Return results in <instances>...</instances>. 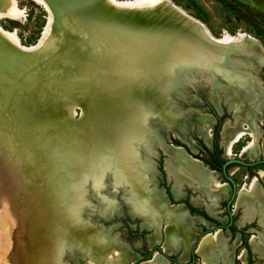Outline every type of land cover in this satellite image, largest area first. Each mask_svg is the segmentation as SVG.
Segmentation results:
<instances>
[{"label": "water", "instance_id": "obj_1", "mask_svg": "<svg viewBox=\"0 0 264 264\" xmlns=\"http://www.w3.org/2000/svg\"><path fill=\"white\" fill-rule=\"evenodd\" d=\"M40 1L51 17L41 43L22 48L0 33V140L6 146L0 159L39 211V237L61 243L59 256L53 248L44 256L59 264L90 239L100 244L101 230L75 216L85 186L90 194L100 191L104 176L114 189L133 193V164L140 180L151 171L145 151L161 136L148 118L168 129L164 111L172 123L181 120L179 102L198 87L214 107L224 103L233 112L231 100L244 98L233 85L237 79L245 80L258 107L262 88L253 73L264 70V46L248 37L216 41L166 3ZM231 162L246 164L228 159L222 169Z\"/></svg>", "mask_w": 264, "mask_h": 264}, {"label": "rangeland", "instance_id": "obj_2", "mask_svg": "<svg viewBox=\"0 0 264 264\" xmlns=\"http://www.w3.org/2000/svg\"><path fill=\"white\" fill-rule=\"evenodd\" d=\"M170 1L182 8L190 16L205 24L215 37H219L223 32L233 35L241 31L258 39L264 46V0ZM15 3L22 14L16 19L0 18V27L6 32H14L22 46H31L38 41L46 25L47 13L42 6L35 4L31 0H15ZM4 5L5 0H0V8ZM254 72L253 75L256 76L257 82L262 88L260 90L261 97L257 96L258 102L260 103L257 110L260 112L258 113V117L260 118L258 122L255 123L259 125L255 132L257 135L254 142V144L256 143L255 147L257 152L255 154L240 155L238 158L243 161L264 158V70L263 68H259ZM195 90L188 92L186 94L187 99L185 101L181 100L177 106L182 118L181 130L178 133L183 140L175 137L169 129L164 130L158 125V122H156L157 120L148 118V126L157 127V132L161 136V140L158 143L155 141L150 145L152 152L145 151L148 153L146 156H148L149 162L152 165L151 171L145 172L144 174V177L148 180V189L152 188L154 194L164 196V207L166 208L171 207V205L181 206L180 204L186 205L187 203L189 204H187V206L192 208V211L186 210L187 216L179 220L182 231L185 232L186 237L191 239L190 246L187 249V258L182 261L179 260L183 250L182 247H179V244L177 245V248H179L178 251H176L177 248L175 251L172 249L166 251L162 242L151 243L150 240H153L155 237V232L146 227L148 223L151 224V220H146L141 216V208L138 210L134 208L133 193L128 191L129 187L120 186L114 189L113 186L110 185L112 181L106 180L103 176L99 186L100 191L93 190V193L90 194V190L85 186L83 197L80 198L79 202L82 210L80 215L78 214L75 216L80 217V219L87 218L91 225H96L98 230H101L97 236L99 240L102 241L99 242L98 240L100 246L103 243L111 247L119 246L117 251L108 252V257L115 259L117 263H120V261L122 262L121 253H119L121 250V252H124L123 264H147V261L150 259L152 260L154 255L159 260L168 264H264V256L260 255L259 253L261 252L255 249L264 246V223L261 222L262 217L260 212L257 206H255V208H252L248 217L246 214V203L237 205L238 195L236 196V194L235 197L230 200L229 207H226L225 202L229 199L232 191L230 187L225 184L220 172H208L210 178L225 184V189H223L224 192H221L216 200L210 199L207 192L208 188H206L205 185L200 189L194 188L189 185L188 181H182L178 186L179 192L184 194L183 198L173 200L169 195V191L171 194L175 184V177L170 169V165L174 163L170 149H172V146L180 148V151L185 155L189 154L192 157L190 158L191 160H200V158H204V148L205 146H210V140L212 139L213 127L216 123L215 116L220 117L217 147L220 154H223L225 159L228 157H236L231 156V154L238 152L242 145L243 148L250 142V137L243 135V137L231 147L230 153L227 155L224 154L222 130L224 126L228 130L235 128L237 109H234L232 112L231 108H227L223 105L224 103H220L221 109L216 106L214 107L210 103L207 90L204 91L200 87ZM74 111L76 114L79 113V109L76 107ZM209 116L212 117L210 118ZM202 121H205L209 126L210 135L207 140L201 132ZM4 146L5 143L2 144L3 149H1L5 153L6 146L5 148ZM140 148L145 150L142 146H140ZM138 150L140 152V157H144L145 155L142 150ZM8 166L9 163L5 166L7 173L3 174L2 177L0 175V264H19L20 262L15 260L13 254V232L17 226V222L15 212L13 211L12 199L7 189L11 179L13 180L15 178ZM203 167L206 169L208 166L204 164ZM235 167L236 166H232L229 171H232ZM251 169L263 172H259L258 177L251 172L249 183L247 179L243 178L245 172H242V167H238L234 172H229V177L233 180L235 188L238 189V187L240 188L242 186L248 188L255 175L257 177L256 181L260 185L262 195H264V181L262 178V174H264V165H254L251 166ZM6 176H12V178L9 177L10 181L6 180ZM3 180H5V182L7 181V183ZM15 180L22 188L20 181L17 179ZM245 196L247 197V195ZM130 200H132L134 211H138L137 214L139 215L132 214ZM183 201L186 204L183 203ZM227 209H229L228 215L231 217L230 220L227 219ZM199 212L201 213L199 214ZM156 224L159 226L163 241V227L165 223L159 220ZM215 234H217V237L214 238V247L210 246L211 249L215 250H208L210 248L208 247L206 254H200L198 246H200L199 241L202 240L201 238L204 235L210 238ZM254 239H259L261 244H254ZM101 250L104 252L106 251V249ZM191 255L192 257L189 258ZM45 261H47V263H45ZM48 262L49 260L41 255L40 264H49L50 262ZM59 264L90 263L89 260L84 261L81 258L79 250L74 249L71 253L66 252L61 256Z\"/></svg>", "mask_w": 264, "mask_h": 264}, {"label": "bare ground", "instance_id": "obj_3", "mask_svg": "<svg viewBox=\"0 0 264 264\" xmlns=\"http://www.w3.org/2000/svg\"><path fill=\"white\" fill-rule=\"evenodd\" d=\"M31 1L34 2L35 4L42 6L44 9L46 8L45 5L42 4L40 0H31ZM109 1L117 5L128 6V7H140V8L147 6H154L155 4H160V3H166L171 6L173 5L178 11H180L187 18H189V20L197 24L199 28H201L204 34H209L211 37L216 38L217 39L216 41L227 42L229 40L236 39L239 37H248L249 39L256 41L255 40L256 38L241 31H238L233 35L223 32L219 37H215L205 24H203L200 20L190 16L187 12H185L182 8L176 6L170 0H109ZM21 14L22 12L18 9L15 0H5V5L2 8H0V18L5 17V18L16 19ZM50 20L51 17L49 16V14H47L46 25L43 28L36 45H38V43H41L47 37ZM0 33L3 34L14 45H18L19 47L22 48L25 47L20 44L14 32H6L0 27ZM27 47H33V46L31 45ZM261 62L262 64H264L263 61ZM232 82L235 87L241 88L242 96L244 98L240 101L231 100L233 111L234 109H237L236 110L237 116H236L235 128H233L232 130H228L224 126L222 130V146H223L224 154L226 155L229 154L231 147L235 143H237L243 137L244 134L250 136V142H248L242 148L240 155L253 154V153L255 154L257 152V149L255 147L256 143L254 144L257 135L255 133L257 130V125L255 123L258 122V119L260 118L258 117V113L260 112L257 111L258 107L256 101L254 100V97L251 96L250 93H246L249 91V86L248 84H246L245 80L237 79ZM251 92L254 93L255 95L257 94L256 91L254 90H252ZM163 115L164 118H167L166 119L167 126H170L168 129L172 131V134L175 137H178L180 140H183V138L180 137L178 133L180 132L179 127L172 126L175 123H179V125H181L182 120H178V121L176 120L177 122H173L174 123L173 124L172 120L174 121V119H172L173 116L168 111V109L164 111ZM201 132L203 133L204 137L207 140L209 138L210 133H209V126L205 121H202L201 123ZM3 143L4 141L0 140V155L2 157L4 155V152L2 151ZM180 150H181L180 148L174 149L172 153V157L174 159V163H173L174 165L173 164L170 165V169L172 170L173 175L175 177L174 178L175 184L173 187V191L171 192L172 198L174 199L183 198L184 194H181L179 192L178 186L182 181L185 182L188 181L189 185H191L194 188L200 189L203 188V186L205 185L206 188H208L207 192L209 194L210 199L216 200L217 197H219L220 193L224 192L223 189H225V184H222L221 182L213 178H210L208 174L209 171L205 169L200 164L199 161L191 160L190 158H187L186 155ZM6 164H7L6 162H4L3 160L1 161L0 159L1 177L3 174L7 173V171L5 170L6 169L5 166H7ZM140 172L141 171L139 172L137 171V168H135L133 164L134 208L137 210L141 208V212H142L141 216L144 217V219L146 220L147 219L151 220V224L148 223L146 227L148 229L149 228L152 229L155 232V237L153 238V240H150V242L151 243L162 242V245H164V249L166 251H170L169 249L175 251V249L178 247L177 245L179 244V247H182L183 249L179 257V260L181 261L185 260L187 258V249L189 248L190 246L189 244L191 241L190 238L186 237L185 232L182 231L179 225V220H181L182 217L187 216V212L185 208H183L182 206H172V205L169 208L164 207L165 206L164 196L154 194L152 188L148 189L147 187L148 180L145 177H143L142 180H140L141 177ZM11 173L13 174V172ZM9 177L10 176H6L7 181H10V178H12V176L10 178ZM13 177L16 179V176L14 174ZM262 178L264 181V174H262ZM15 179L13 180L11 179L7 187L10 197L12 199L13 211L15 212V218L17 222V226L15 227L13 232V237H14L13 254L15 260L20 262L19 264H40L41 255L42 257L45 256L47 258L45 252L50 253L51 248H53L54 256H59V254L62 251L61 243L58 241H51V240L49 241L47 239V236L45 238L44 236L39 237L38 234L40 233L36 231L38 229L37 227L38 222L40 220L39 211H37V208L35 209V207H33V204L31 203V199L27 200V196L24 195V190L20 187L19 183L16 182ZM17 180L20 181V179ZM3 181L5 182V180ZM7 181L5 183H7ZM117 183L118 182L116 180L113 181L114 185ZM238 191H239L237 192L238 201L237 203L236 202L235 203L237 205H242L243 203H246V214L248 215V217L252 208L253 207L255 208V206H257L258 211L260 212V215L262 217L261 222L264 223V195H262L261 189L257 184V182L255 181V179L251 180L248 188L242 186L239 188ZM245 195H247V197ZM130 206L132 208V214L139 215L137 214L138 211L135 212L133 209L132 200H130ZM159 220H162L165 223L163 227V233H164L163 241L159 231V226L156 224ZM93 226L96 227V225ZM216 237L217 234H215L213 237L210 238L206 237V235H204L201 238L202 240L199 241L200 246H198V250L200 254L203 253L206 254L208 247L210 246L214 247V242H215L214 238ZM253 243L259 244L260 241L259 239H254ZM118 248L119 246L111 247L108 245L106 246L104 244H102L101 246L99 244H93L91 239L88 240L86 243H84V245L82 244L79 245V251L83 254L82 259L84 261L89 260L90 264H101V263L123 264L124 252H121V250L119 253H121L122 262L120 261V263L119 262L117 263L115 259H111L108 257V252L117 251ZM99 249L100 250L106 249V251L105 252L103 250L100 251ZM178 249L179 248H177L176 251H178ZM210 249L211 247L208 250ZM255 249L258 252L259 251L261 252L259 253L260 255L264 256V246H260L259 248H255ZM211 250H215V249H211ZM147 262H148L147 264H168L156 258L155 255L153 256L152 260L150 259ZM45 263H47V261H45Z\"/></svg>", "mask_w": 264, "mask_h": 264}, {"label": "flooded vegetation", "instance_id": "obj_4", "mask_svg": "<svg viewBox=\"0 0 264 264\" xmlns=\"http://www.w3.org/2000/svg\"><path fill=\"white\" fill-rule=\"evenodd\" d=\"M215 118H216V123H215V126L213 127V133H212V139L210 140V146L209 147H207V146H205V148H204V151H205V157L204 158H200V162H201V164L204 166V164L206 165V166H208L206 169L208 170V171H210V172H220L221 173V177L223 178V180L225 181V184H227L229 187H230V189H231V191H233V187L232 186H234V188H235V184H234V182H233V180L229 177V172H234L236 169H238V167H242L243 168V171L242 172H245V174L243 175V178L244 179H247V182L249 183V181H250V178H251V176H250V173L251 172H253L254 174H256V176L258 177L259 176V172H263V171H259V170H254V169H251V166H254V165H258V164H263L264 165V163L263 162H260V160H264V158H256V159H254V160H250V161H243V160H241V159H239L238 157L240 156V150H241V148H242V146L239 148V150H238V152H236V153H232L231 154V156H236V157H228V158H224L223 157V154H220V151H219V149H218V147H217V137H218V128H217V130H216V136L214 135V129H215V127H216V125L218 124V127H219V120H220V117L219 116H215ZM257 126H258V124H256ZM262 132H263V130H262ZM244 135H247V134H244ZM248 137H250L249 135H247ZM248 142V141H247ZM246 142V143H247ZM245 143V144H246ZM228 159H238V160H241L243 163H246V164H239V163H235V162H231V163H228V164H226L225 166H224V169H222V164L224 163V161L225 160H228ZM232 166H236L232 171H229L230 170V168L232 167ZM223 170H224V172L226 173V175L229 177V179L231 180V182L230 181H228L225 177H224V175H223ZM255 175L253 176V178L255 179V181H256V179H257V177H256ZM257 182V181H256ZM244 184H247V183H244ZM258 184V183H257ZM259 185V184H258ZM259 187H260V185H259ZM238 189H239V187H238ZM238 189L237 188H235V194L237 195V192L236 191H238ZM231 194H232V192H231ZM169 195L171 196V194L169 193ZM231 196V195H230ZM230 196H229V198H230ZM234 197H235V195H234ZM233 197V198H234ZM229 200V199H228ZM231 200V199H230ZM230 200H229V203H228V205H226V202H225V206L226 207H229V205H230ZM183 203H185L184 201H183ZM186 204V203H185ZM188 204V203H187ZM187 204L186 205H184V207H185V210H187V211H192L191 209H190V206H187ZM189 205V204H188ZM228 210L229 209H227V211H226V215H227V219H231V217H229V213H228ZM201 212H199V214H200ZM261 218V217H260ZM217 223V222H216ZM192 257V255L189 257V258H191Z\"/></svg>", "mask_w": 264, "mask_h": 264}, {"label": "trees", "instance_id": "obj_5", "mask_svg": "<svg viewBox=\"0 0 264 264\" xmlns=\"http://www.w3.org/2000/svg\"><path fill=\"white\" fill-rule=\"evenodd\" d=\"M218 128V124L216 125L215 129H214V135L216 136V130ZM191 209V208H190Z\"/></svg>", "mask_w": 264, "mask_h": 264}, {"label": "crops", "instance_id": "obj_6", "mask_svg": "<svg viewBox=\"0 0 264 264\" xmlns=\"http://www.w3.org/2000/svg\"><path fill=\"white\" fill-rule=\"evenodd\" d=\"M187 212V211H186Z\"/></svg>", "mask_w": 264, "mask_h": 264}]
</instances>
